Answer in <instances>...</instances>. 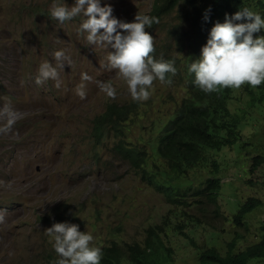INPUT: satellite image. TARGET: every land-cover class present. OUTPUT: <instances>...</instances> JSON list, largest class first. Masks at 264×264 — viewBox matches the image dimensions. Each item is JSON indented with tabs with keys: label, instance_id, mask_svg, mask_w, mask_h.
I'll use <instances>...</instances> for the list:
<instances>
[{
	"label": "rangeland",
	"instance_id": "374dc122",
	"mask_svg": "<svg viewBox=\"0 0 264 264\" xmlns=\"http://www.w3.org/2000/svg\"><path fill=\"white\" fill-rule=\"evenodd\" d=\"M209 1V0H201ZM68 6L74 0H66ZM154 0H101L110 5L113 15L134 22L137 13L147 14ZM52 0H0V264H56L58 259L44 230L60 221L54 208L70 211L81 232L92 234V246L142 243L144 231L158 224L189 228L191 245L182 235L168 231L164 239L173 250V264H198L199 254L214 246L222 255L234 238L239 248L255 243L264 221V163L249 175L252 158L264 155V107H249L244 91L232 88L228 108L243 116L241 139L212 159L219 164L221 190L218 197L223 218L204 219L198 208L185 212L166 205L152 192L129 165L113 150L112 141L100 145L91 140L92 120L107 102L135 101L126 82L107 67L111 49L89 45L78 31L83 20L78 16L60 23L51 18ZM182 8L175 9L157 28H146L158 40L167 37L171 27L181 25ZM182 29H186L181 25ZM102 31V30H101ZM155 50L161 46L155 45ZM64 50L71 64L58 68L56 81L35 83L39 67L45 61L54 67V53ZM166 50H157L154 59L163 60ZM87 73L91 79L83 81ZM98 82H110L116 95L109 97ZM85 85L81 99L77 87ZM154 81L148 105L131 123L129 137L148 141L150 122L166 119L163 110L178 93ZM143 127L141 132L140 127ZM144 141V142H145ZM206 170L191 171L195 182L210 177ZM251 181V183H248ZM249 198L260 199L263 206L245 219L244 228L232 222V216ZM188 217L192 220L189 221ZM251 264H264L257 261Z\"/></svg>",
	"mask_w": 264,
	"mask_h": 264
},
{
	"label": "trees",
	"instance_id": "16d2710c",
	"mask_svg": "<svg viewBox=\"0 0 264 264\" xmlns=\"http://www.w3.org/2000/svg\"><path fill=\"white\" fill-rule=\"evenodd\" d=\"M177 8H182L181 25L186 29H182L181 25L171 27L167 37L155 45L167 51L163 60L173 61L177 69L175 75L167 74L171 84L164 83L163 86L174 90L177 95L182 91L184 95L180 99L173 97L168 102L170 106L163 110L162 115H166V119L158 117L150 122L148 130L151 135L145 142L141 138L134 140L129 137V132L131 123L138 124L135 119L148 105L139 104L138 101L123 104L107 102L103 111L92 120L91 140L98 146L105 139H110L113 153L126 162L142 183L159 195L166 205L185 212L184 216H189V209L195 207L202 212L204 219L217 221L224 217L218 204L221 180L218 178L219 164L216 158H211L242 140L239 127H244V119L228 108L231 88L214 93L201 91L194 85L195 76L188 72V66L199 59L201 48L216 22L223 23L226 14L231 16L244 8L264 17V0H154L149 16L156 17L158 23L152 27H159ZM205 15L208 16L207 21ZM242 22L247 21L238 23ZM256 35H264V31ZM155 48L150 55L156 52ZM244 91L249 98L250 108L264 107V84L256 88L246 85ZM140 130L143 132L142 126ZM263 163L264 155L253 157L249 175L255 173ZM208 164L210 177L199 182L191 179V171L206 170ZM262 206L260 199L249 198L232 216V222L247 230L245 219ZM63 208L56 206L53 217L60 222L76 221V217ZM188 220L192 219L188 217ZM185 230L191 229L158 224L144 231V240L140 244L126 243L122 246L112 241L109 245L98 246L103 252L101 264H173L174 253L164 236L168 231H173L195 246ZM257 238L255 243L242 250L239 248V238H234L227 244L224 255L212 246L199 254L198 264H251L264 261V221L258 228Z\"/></svg>",
	"mask_w": 264,
	"mask_h": 264
},
{
	"label": "clouds",
	"instance_id": "9594fccd",
	"mask_svg": "<svg viewBox=\"0 0 264 264\" xmlns=\"http://www.w3.org/2000/svg\"><path fill=\"white\" fill-rule=\"evenodd\" d=\"M50 13L60 23L83 17L78 31L85 34L89 45L111 49L107 67L123 78L133 100L147 101L156 80L171 84L167 74H176L174 62L154 59L157 50L150 55L154 51V38L146 28L158 23L156 17L137 13L134 22H124L113 15L110 5L101 6V0H74L71 7L66 0H52ZM204 19L207 21L208 16ZM262 31L264 17L259 13L244 8L234 15L226 14L223 23L216 22L211 28L199 59L188 66V72L195 76L194 85L205 93H214L225 88L232 91L243 85L256 88L264 84V35L254 36ZM54 58L57 66L48 61L40 65L37 85L51 79L60 87L58 68L70 65L71 59L64 50L56 51ZM81 79L89 81L91 77L83 73ZM98 87L109 97L116 95L110 82H98ZM76 91L81 99L86 97L84 84ZM3 221L4 212L0 211V223ZM44 234L58 256L56 264H101L102 249L92 246L93 235L81 232L79 225L53 223Z\"/></svg>",
	"mask_w": 264,
	"mask_h": 264
}]
</instances>
